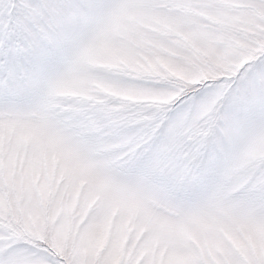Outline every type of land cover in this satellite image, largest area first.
Returning a JSON list of instances; mask_svg holds the SVG:
<instances>
[{"label":"snow or ice","instance_id":"6c2138e0","mask_svg":"<svg viewBox=\"0 0 264 264\" xmlns=\"http://www.w3.org/2000/svg\"><path fill=\"white\" fill-rule=\"evenodd\" d=\"M0 264H264V0H0Z\"/></svg>","mask_w":264,"mask_h":264}]
</instances>
